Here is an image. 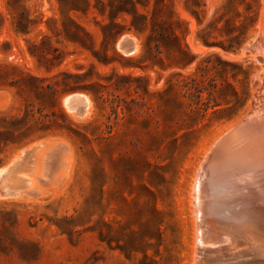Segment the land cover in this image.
Returning a JSON list of instances; mask_svg holds the SVG:
<instances>
[{"label": "rangeland", "instance_id": "obj_1", "mask_svg": "<svg viewBox=\"0 0 264 264\" xmlns=\"http://www.w3.org/2000/svg\"><path fill=\"white\" fill-rule=\"evenodd\" d=\"M263 93L264 0H0V264H192L197 169Z\"/></svg>", "mask_w": 264, "mask_h": 264}, {"label": "bare ground", "instance_id": "obj_2", "mask_svg": "<svg viewBox=\"0 0 264 264\" xmlns=\"http://www.w3.org/2000/svg\"><path fill=\"white\" fill-rule=\"evenodd\" d=\"M260 110L252 108L222 130L197 169L191 189L192 264H264V107ZM42 152L37 178L57 166V153ZM21 181L18 186L25 184Z\"/></svg>", "mask_w": 264, "mask_h": 264}]
</instances>
